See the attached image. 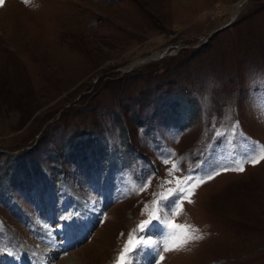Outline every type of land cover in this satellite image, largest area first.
<instances>
[{
	"label": "rangeland",
	"instance_id": "1",
	"mask_svg": "<svg viewBox=\"0 0 264 264\" xmlns=\"http://www.w3.org/2000/svg\"><path fill=\"white\" fill-rule=\"evenodd\" d=\"M262 150L264 0L0 5V264H264Z\"/></svg>",
	"mask_w": 264,
	"mask_h": 264
},
{
	"label": "snow or ice",
	"instance_id": "2",
	"mask_svg": "<svg viewBox=\"0 0 264 264\" xmlns=\"http://www.w3.org/2000/svg\"><path fill=\"white\" fill-rule=\"evenodd\" d=\"M29 2V0H25V3H28ZM4 3V0H0V5H2ZM262 159H264V150H262V152H261V155L259 156V157H257V158H255V159H253L252 161H251V163H253V164H255V163H258L260 160H262ZM228 169H225V171H227ZM238 171H244V168H243V166L241 165L240 167H239V169H237ZM217 175L219 174L218 172L216 173ZM191 178V177H190ZM213 177L211 176V175H209L208 177H207V179H212ZM193 187H195V185H193ZM183 191V190H182ZM189 202H191V201H189ZM146 223H148L149 225H150V223L151 222H146ZM169 227H171V228H179V229H187L188 227H190V226H186V225H175V224H170L169 225ZM142 231H144L145 232V234H146V232H147V228H145V227H143L142 226ZM197 230L196 229H192V232L194 233V232H196ZM202 239H204V236L203 235H192V234H188L187 232H185V238L183 239V240H181L180 241V243H179V247H183L184 245H186V244H188L190 241H199V240H202ZM165 250H167V249H165ZM124 251H130V249H128L127 247L125 248V250ZM159 259H164V257L163 256H160L159 257ZM123 261V254H121V262Z\"/></svg>",
	"mask_w": 264,
	"mask_h": 264
},
{
	"label": "water",
	"instance_id": "3",
	"mask_svg": "<svg viewBox=\"0 0 264 264\" xmlns=\"http://www.w3.org/2000/svg\"><path fill=\"white\" fill-rule=\"evenodd\" d=\"M229 25V24H228ZM228 25H224V26H222L221 28H224V27H226V26H228ZM214 33H212L211 35H209V37L210 36H212Z\"/></svg>",
	"mask_w": 264,
	"mask_h": 264
},
{
	"label": "bare ground",
	"instance_id": "4",
	"mask_svg": "<svg viewBox=\"0 0 264 264\" xmlns=\"http://www.w3.org/2000/svg\"><path fill=\"white\" fill-rule=\"evenodd\" d=\"M145 258H146V261H147V256H145Z\"/></svg>",
	"mask_w": 264,
	"mask_h": 264
}]
</instances>
